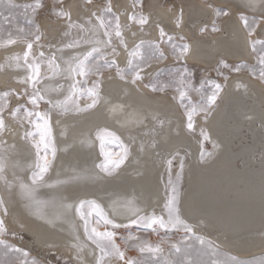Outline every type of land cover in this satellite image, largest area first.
I'll return each mask as SVG.
<instances>
[{"label": "snow or ice", "instance_id": "1", "mask_svg": "<svg viewBox=\"0 0 264 264\" xmlns=\"http://www.w3.org/2000/svg\"><path fill=\"white\" fill-rule=\"evenodd\" d=\"M204 7L208 10L210 24L202 22L199 34L235 36L238 22L244 32V46L254 56L255 63H230L226 57H221L214 71L222 82L205 77L199 87H195L192 74L182 63L191 50L183 35L169 34L157 21L154 26L159 31L158 40L144 38L146 26L153 23L151 12H144V0H131L128 8L119 0H96L95 3L83 0V5L69 4L67 0H51V4L33 0L24 5L14 0H0V9H22L25 18L24 27L9 29L6 36L0 24V48L23 45L22 53H12L0 64V71L11 69L20 73L16 83L22 86V91L0 92V213L3 217L9 215L8 200L21 204L53 228L78 217L81 223L73 224L67 241L74 264H247L236 257L221 260L220 245L197 235L198 225L192 223L190 216L198 211V198L229 200L232 209L228 219L235 218L240 223L239 238H246L257 223V230L264 237V99L258 112L249 108L245 101L252 99L255 92L250 83L239 77L247 72L264 97V0L235 3L228 0L221 5L204 0ZM45 10L49 19L61 25L57 29L61 37L57 43H44L45 32L37 18ZM122 16L127 23L121 22ZM0 17L5 22L9 20L3 11ZM183 24L181 7L175 16V27ZM133 26L137 30H133ZM127 34L133 38L131 49ZM121 48L127 53L125 67L118 62ZM169 57L174 58L178 66L168 71L166 80L160 79L162 70L147 72L152 61L164 62ZM231 74H237V78L229 83ZM146 79L148 82L144 83ZM141 87L152 93L175 89L172 100L178 101L182 109L179 120L174 121L148 104ZM192 92L198 94L197 102L192 101ZM9 97L16 99L15 106H10ZM233 108L238 111L232 112ZM53 115L57 117L55 121ZM85 115L113 120L128 133V142L107 129L98 131L95 139L100 142L102 160L94 162L91 168L85 164L63 174L57 171L56 178L51 179L49 173L56 167L57 153L61 151L53 135L54 124L61 126V117L75 119ZM182 134L197 137L198 155L191 164L192 153L182 152L178 146ZM246 134L251 135L252 144L243 155L237 156L239 167L235 178L225 184L210 175V166L231 139H243ZM61 136L65 140L62 151L74 150V144L67 143L66 131H62ZM257 140L258 187L244 178L257 161L254 147ZM78 142L88 149L95 144L90 136L83 134ZM107 143L117 144L120 152L106 151ZM209 144L210 151L206 147ZM133 163L135 176L141 180L146 179L151 166L157 163L163 166L167 179L162 180L165 196L160 214L143 207L136 195L113 200L109 205L95 197L79 195L82 184L87 186L89 182L119 178ZM186 178L191 185L187 193ZM45 189L49 192L43 199L40 192ZM50 205H57L60 211L49 214ZM116 208L125 209L127 215L118 219ZM218 219L228 223L224 217ZM204 223L199 219V225ZM228 227L231 230V223ZM133 228L156 234L177 231L184 236L180 242L161 240L153 244L129 231L127 236L119 237L121 247L117 243L118 230ZM7 234L5 220L0 217V264H21V259L29 253L7 243L4 239ZM188 241L198 242L199 247ZM165 243L169 245L168 255L162 247ZM130 250L138 255L129 256ZM23 264L37 262L23 259ZM65 264L70 262L65 261Z\"/></svg>", "mask_w": 264, "mask_h": 264}, {"label": "bare ground", "instance_id": "2", "mask_svg": "<svg viewBox=\"0 0 264 264\" xmlns=\"http://www.w3.org/2000/svg\"><path fill=\"white\" fill-rule=\"evenodd\" d=\"M183 1V0H182ZM178 1L173 4L165 3L164 0H145L144 12L152 14V24L146 26L145 39L157 41L159 38V31L154 26L155 22L165 28V31L174 36L183 35L186 43L190 44L191 50L187 54L184 61L192 63L197 66L202 73L208 75H215L214 68L217 65V61L221 57H226L230 63L246 62L249 65L255 63L254 56L244 46V32L240 28L239 23L236 22L237 32L235 36L225 35L224 33H205L203 36L199 34V26H202V22H208L210 24V18L207 15V9L200 0H187ZM116 2V0H114ZM120 4L124 8H128L131 0H119ZM228 2V0H213L214 5H221ZM232 2H239V0H232ZM69 4L83 5V0H69ZM184 10V24L180 28L175 27V16L179 13V9ZM169 9H173L169 12ZM130 10V9H129ZM41 23L42 31L45 32L44 43H57L60 40V33L57 29L61 26L53 20H49L48 16ZM122 23H127L126 17H121ZM193 24L197 27H193ZM133 30H137L133 26ZM126 40L129 45V49L133 47V38L130 34L126 35ZM180 43V41H177ZM47 51V49H45ZM23 45L17 44L11 48H0V64L5 62V57L12 53H22ZM121 55L118 58V62L121 67H125L127 63V53L120 49ZM175 63L176 60L169 57L164 62H151V68L147 69V72L152 74L153 70L159 71L166 64ZM185 62V63H186ZM190 66V65H189ZM162 70V69H161ZM203 74V75H204ZM20 73L15 70L5 69L0 71V90L3 91H22V86L17 85L16 80L19 78ZM212 77V76H211ZM215 77V76H214ZM239 77L245 82L250 83L253 86L255 96L246 100L245 103L249 108H254L259 111L261 100L264 97L260 95V88L256 81L251 80L247 72H242ZM237 78V74H232L229 83ZM148 79H151L149 76ZM148 79L144 83L148 82ZM213 79V78H212ZM220 80V79H219ZM222 82V81H221ZM2 91V92H3ZM141 93L143 98L148 104L167 115L174 121H178L182 109L178 107V101H173L172 96L176 95L175 92H168L167 94L152 93L148 89L141 87ZM193 102L198 101V96L191 97ZM10 106H15L17 101L14 97H9ZM83 104V101H81ZM44 106L41 105V110ZM232 112L238 111V108H233ZM57 117L53 115V121ZM62 121L61 126L57 127L54 124L53 135L57 140V147L61 149L57 153V165L50 171L49 177L51 179L56 178L57 171L63 172L69 170L72 167L79 165L83 167L85 164L88 168L93 166L94 162H99L102 157H99L100 142L96 140V134L98 131L107 129L108 131L115 132L125 143L128 142V133L123 131L113 120L104 118H95L85 115L80 118H60ZM199 119V118H197ZM31 130V126H29ZM66 131L68 144H74V150L68 153L62 151L65 147V140L61 136V132ZM90 136L95 141L94 147L91 149L82 147L78 140L81 135ZM223 139V137H221ZM9 143H12L9 140ZM19 143V141H17ZM252 144V137L250 134H246L243 139L237 137L232 138L230 143L223 149L216 161L210 166L209 174L215 176L228 184L236 176V170L239 167L237 156L243 155ZM110 145V146H109ZM118 145L115 143H107L106 151L112 152ZM183 151L192 153V157L189 158L191 164L192 159L198 155V143L196 135H183L180 139L179 145ZM208 150H211V145H206ZM257 155V161L253 165L252 171L245 175V179L259 186V142L257 140L254 145ZM114 154V153H113ZM99 157V159H98ZM136 165L130 164L119 178L116 179H102L95 182H89L87 186L81 185L79 195L86 198L95 197L98 201H101L104 205H109L113 200H123L125 197L136 195L143 207H146L149 211L155 209L157 214H160L163 208L164 201V183L167 177L162 165L157 163L155 166H151L147 171L146 179H138L135 176L134 169ZM24 175V173H21ZM191 190L189 181L185 180L186 193ZM63 191H74L72 189H63ZM49 190H41L40 197L46 199ZM8 198L6 197V200ZM258 206V205H257ZM9 215L3 217L0 213V217L5 220L8 234L5 236L15 246L23 245V249L31 251L34 254L41 256L44 264H55L57 259L71 260L72 252L67 246L69 239V233L72 230L73 224L79 226L81 223L78 217L75 220H69L68 222L57 224L55 228L47 226L43 221L39 220L35 215L23 208V206L14 200H8ZM198 211L194 216H190L193 224H197L195 231L197 235H203L206 239L213 241L220 245V251L230 254L238 258H251L258 255H264V237H262L257 230L259 224L257 223L255 228L246 234V238L240 239L239 234L241 231L240 223L231 218L232 205L229 200H213L207 198H198L197 200ZM60 211L57 205H50L48 208L49 214H55ZM116 217L118 219L127 215V212L123 208L115 209ZM218 217H224L228 219V223H231L232 227L229 230L228 223H222ZM199 219H203L205 223L199 225ZM133 228L131 230H137ZM100 230H103L101 228ZM82 234V228L80 229ZM128 229L118 230L117 243L123 247L120 240V236H127L129 234ZM177 235H184L183 232L174 231ZM172 232L173 234H175ZM13 233L15 237L13 238ZM227 237V239H226ZM131 257L137 256L135 253H127ZM41 261V262H42Z\"/></svg>", "mask_w": 264, "mask_h": 264}, {"label": "rangeland", "instance_id": "3", "mask_svg": "<svg viewBox=\"0 0 264 264\" xmlns=\"http://www.w3.org/2000/svg\"><path fill=\"white\" fill-rule=\"evenodd\" d=\"M178 1L179 0H164V2L168 3V4H173V3H176ZM180 1H182V0H180ZM183 1H187V0H183ZM200 1L202 4H204V0H200ZM14 2L18 5H24V4L33 2V0H14ZM68 2H69V0H67V3ZM95 2H96V0H94V3ZM144 2H145V0H144ZM208 2L213 3V0H208ZM45 3L51 4V0H45ZM0 11H3L4 16L9 18V20L7 22H5L3 20V17H0V24L3 25V35L4 36L7 35V30H9V29L14 31L15 27H17V26H19V27L25 26V18L22 14V9H12V10L0 9ZM46 15L48 16L47 10L43 11L42 13H40L38 15L37 22L40 23V25H41L42 21L45 19L44 17ZM49 20H52V19H49ZM185 62L186 61H182V63L188 68L189 72L192 74L191 80H192V84L195 87H199L201 80L204 79L205 77L210 78V79L213 78V79L217 80L218 82L222 81L221 78L217 76V74L214 75L215 77L213 75H211L212 76L211 77L210 75H208V73L207 74L202 73V71L197 66L193 65L192 63H187V62L185 63ZM173 66H178L177 62H175V63L173 62L171 64H166L164 67L161 68L163 71V74L160 77L161 80H166L168 78L167 73L169 70H171V68ZM161 69L159 71H161ZM2 91L3 90H0V92H2ZM170 91L175 92V89L169 88L166 92H163V93L167 94ZM163 93H159V94H163ZM193 96H198V94L195 92H192L191 97H193ZM198 100H199V96H198ZM119 152H120V148H119V146H117L113 150V153L116 154ZM130 231L133 234L140 235L142 239L148 240L153 244L159 243L161 240H166V241H170V242H180L181 238L184 236V235L179 236L174 231H168V232L160 231L159 234L151 233L150 231L146 232L143 229L130 230ZM172 232H174L175 234H173ZM4 239L6 240L7 243H11V244L15 245L14 243L10 242L7 238L4 237ZM188 243L195 244L196 247H199L198 242L188 241ZM17 247L23 249V245H19ZM162 247L165 250V255H168V253H169L168 243L163 244ZM25 251H27V250H25ZM27 252L29 253V256L26 258H22L21 264H23V259H27L29 261L35 260L37 262V264H44V261H42L41 256H38V254H34L33 252L31 253V251H27ZM129 253H135L138 255V253L134 250H130ZM229 257H234V256L220 251L219 258L221 260L227 261L229 259ZM236 258H238V257H236ZM239 259L246 261L247 264H264V255H258V256L251 257V258H247V259L246 258H239ZM65 261H69L70 264H74V262H72L71 260H62V259H57L55 264H65Z\"/></svg>", "mask_w": 264, "mask_h": 264}]
</instances>
